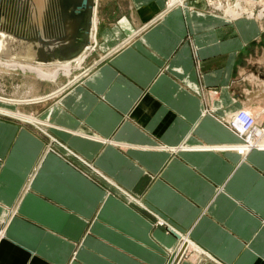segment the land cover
<instances>
[{
	"label": "crops",
	"instance_id": "0c3cea01",
	"mask_svg": "<svg viewBox=\"0 0 264 264\" xmlns=\"http://www.w3.org/2000/svg\"><path fill=\"white\" fill-rule=\"evenodd\" d=\"M240 16L96 0L87 73L0 68V264H168L181 235L179 264H264V25Z\"/></svg>",
	"mask_w": 264,
	"mask_h": 264
},
{
	"label": "water",
	"instance_id": "95a60500",
	"mask_svg": "<svg viewBox=\"0 0 264 264\" xmlns=\"http://www.w3.org/2000/svg\"><path fill=\"white\" fill-rule=\"evenodd\" d=\"M96 0H0V58L74 63L91 47Z\"/></svg>",
	"mask_w": 264,
	"mask_h": 264
},
{
	"label": "bare ground",
	"instance_id": "6f19581e",
	"mask_svg": "<svg viewBox=\"0 0 264 264\" xmlns=\"http://www.w3.org/2000/svg\"><path fill=\"white\" fill-rule=\"evenodd\" d=\"M183 1L184 0H167V4L169 6L172 5V4H176V3H181L182 4ZM239 1H242V0H239ZM254 1H259V0H254ZM226 2L228 3V0H226ZM95 3H96V1H95ZM240 3L237 0V2L234 4L235 5V8H237L239 10L237 13L233 12L232 9L229 8L230 6L228 8H226L224 11L226 13L227 12H230L231 15H232L231 16L232 18L233 17L240 16V15H243V14L247 15V17H249V18L255 16L254 13H253L254 12L253 11L254 9L252 8V6L250 7V10L247 11V10L243 9L242 6H240ZM246 3H248V2H246ZM214 7L215 8H218V9H224L223 8L224 6H223V3H222L221 0H218L217 3L214 4ZM263 14H264V8L262 10H260L256 16L258 18H261V16ZM93 32H94V28H93ZM92 39H93V37H92ZM91 46H92V44H91ZM87 52L85 54H83L79 59H77V61L74 62V63L76 65H78L80 62H82L83 59H84V57H85V55L87 54ZM0 64H1V66L6 67V68L8 67V68L20 69L23 72H25V71H34L38 75L39 78H42V79H50V80L56 79L58 77V75L60 74V72L63 75H69L70 72L72 71L71 70V66L73 65V63H70V64H67V65H59V66H50V67H47V66H41V65H32V64H28V63H24V62L14 61V60H5V59H2V58H0ZM242 109H244V108H242ZM245 110L248 111V112H250L247 109H245ZM233 116L231 115L229 117V119H228L229 122H230V120H232L234 118ZM231 130L235 134H237L240 138L243 139L242 140L241 149L243 151H246V150L250 149L251 147H254L255 145H257L259 143V140L258 139L260 138V136H261L260 134H262V130L263 129H261V127L257 124V120L255 119V125H254L253 129L250 130V131H248V132H245L246 134L245 133H242V135H239L232 128H231ZM247 134H248V137H247V141H246L244 139V135H247Z\"/></svg>",
	"mask_w": 264,
	"mask_h": 264
},
{
	"label": "rangeland",
	"instance_id": "374dc122",
	"mask_svg": "<svg viewBox=\"0 0 264 264\" xmlns=\"http://www.w3.org/2000/svg\"><path fill=\"white\" fill-rule=\"evenodd\" d=\"M103 1L104 0H98L99 9H100V3L103 4ZM206 1H207V11H211V12L213 11V12H216V13H221L222 12L227 17H231L232 16L230 12H227L226 13L224 11L229 6H230L229 8L232 9L233 12L237 13L239 11L237 8H235V5H234L237 2V0L236 1L235 0H228V3L226 2V0H221L222 3H223V6H224L223 8L224 9H219V10H218V8L217 9H214L215 7H212V6H214L215 3H217L218 0H206ZM209 1H210L211 4L209 3ZM238 2L239 3L241 2L240 3V6H242L243 9H245L247 11H249L250 10V7L252 6V8L254 9L253 10L254 11L253 13H254L255 16L258 14V12L260 10H262L264 8V1H260V0L259 1H254V0H242V1H239L238 0ZM246 2H248V3H246ZM263 16H264V14L261 16L262 17L261 18L262 20H259V21L262 22V24L264 25V18H263ZM94 46H95V44H94ZM93 59H94V53L91 52V53H89L87 55L86 59L83 61L82 66L81 67L79 66L80 68L77 67V65L75 63H73V65L71 66V68H72L71 70L72 71L70 72L69 75H65V78L67 79L68 78L67 76H71V79H73L74 75H76V76L77 75H80L83 72H85L86 70L87 71L85 73H87L88 70H89V68H90V66H91L90 63L93 61ZM0 68L4 69L5 71H11V72H20V73H25L26 72V71L23 72L20 69H12V68H8V67L6 68V67L1 66V64H0ZM60 76H64V75L60 74ZM0 110L6 111L8 109H5V108H3V107L0 106ZM12 116H14V115H12ZM157 222L159 224H161V225H166L165 222L162 221L160 218L157 219ZM179 239H181L180 240V244L182 245V243H183V245H184L186 243V246L185 247L183 245H182V247L179 246L180 249L176 253L175 258H173L172 259V262L171 263L169 262L168 264H179V262L183 258L187 257V255L193 249V247L189 246L188 241L186 240V238L184 236L181 235L179 237Z\"/></svg>",
	"mask_w": 264,
	"mask_h": 264
},
{
	"label": "built area",
	"instance_id": "2783aa9c",
	"mask_svg": "<svg viewBox=\"0 0 264 264\" xmlns=\"http://www.w3.org/2000/svg\"><path fill=\"white\" fill-rule=\"evenodd\" d=\"M233 117L234 118L229 122V126L239 135L252 130L255 125V118L250 112L246 111L245 109H239ZM247 137L248 134L244 135V139L246 141Z\"/></svg>",
	"mask_w": 264,
	"mask_h": 264
}]
</instances>
